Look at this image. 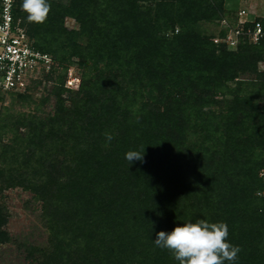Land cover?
I'll use <instances>...</instances> for the list:
<instances>
[{
  "label": "trees",
  "instance_id": "obj_1",
  "mask_svg": "<svg viewBox=\"0 0 264 264\" xmlns=\"http://www.w3.org/2000/svg\"><path fill=\"white\" fill-rule=\"evenodd\" d=\"M22 2L14 18L53 62L1 90L24 105L43 87L37 104L53 105L0 108V245L19 187L47 231L21 243L29 264H179L156 234L199 219L227 224L235 264H264V39L230 48L207 30L226 0H49L42 24Z\"/></svg>",
  "mask_w": 264,
  "mask_h": 264
},
{
  "label": "rangeland",
  "instance_id": "obj_2",
  "mask_svg": "<svg viewBox=\"0 0 264 264\" xmlns=\"http://www.w3.org/2000/svg\"><path fill=\"white\" fill-rule=\"evenodd\" d=\"M240 8H245L248 17H264V0H226L224 12L220 16L219 21L209 22L205 27L209 32L215 34L219 31H226L229 25L233 24ZM18 22L20 19H16ZM66 25L76 27V23L70 19H66ZM215 39H219L216 37ZM231 47V46H230ZM35 77H42L39 71L34 73ZM72 79L69 84L71 87L77 88L80 80V72L76 64H70L67 71V78ZM43 87H39L37 91H33L32 97L34 102H26L21 105L14 95L5 93L0 87V108L2 106L11 107L10 110H32L40 108L43 112L49 111L53 105V99L46 104H37L38 100L44 95ZM3 201L7 206L9 213L7 230L10 232L13 241L0 245V264H29L26 257L25 246L21 243L26 241L30 244L43 245L46 243L47 231L40 220V203L33 199L32 194L19 187L11 188L4 192Z\"/></svg>",
  "mask_w": 264,
  "mask_h": 264
},
{
  "label": "built area",
  "instance_id": "obj_3",
  "mask_svg": "<svg viewBox=\"0 0 264 264\" xmlns=\"http://www.w3.org/2000/svg\"><path fill=\"white\" fill-rule=\"evenodd\" d=\"M13 6L14 0H0V87L3 90H23L30 78H36L34 73L47 71L53 62L51 55L35 48L20 20L14 18ZM237 15L224 38L230 48L235 47L241 35L253 43L264 39V24L248 17L245 8H240ZM246 22L253 25L244 29ZM258 69L264 71V65ZM72 79L77 78L70 76L67 87L72 88L69 84Z\"/></svg>",
  "mask_w": 264,
  "mask_h": 264
},
{
  "label": "clouds",
  "instance_id": "obj_4",
  "mask_svg": "<svg viewBox=\"0 0 264 264\" xmlns=\"http://www.w3.org/2000/svg\"><path fill=\"white\" fill-rule=\"evenodd\" d=\"M22 10L30 23L42 24L46 21L51 5L49 0H23ZM111 141L112 136L105 134ZM143 152L128 151L125 159L143 161ZM229 230L226 223H211L205 219L183 223L171 232L160 231L154 243L166 249L179 264H235L241 249L228 242Z\"/></svg>",
  "mask_w": 264,
  "mask_h": 264
}]
</instances>
